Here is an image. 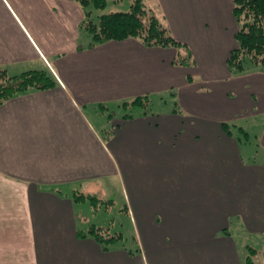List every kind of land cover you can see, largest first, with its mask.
I'll list each match as a JSON object with an SVG mask.
<instances>
[{"label":"crops","instance_id":"1","mask_svg":"<svg viewBox=\"0 0 264 264\" xmlns=\"http://www.w3.org/2000/svg\"><path fill=\"white\" fill-rule=\"evenodd\" d=\"M161 3L191 66L135 38L92 46L74 0H0V70L56 81L0 104V264H244L219 233L229 214L244 216L264 256V164L240 152L249 122L264 121V69L227 65L233 0ZM144 95L166 102L124 118L122 103ZM110 107L119 114L107 122ZM256 140L264 151V124ZM113 181L139 225L136 248H105L78 211L76 191L114 201Z\"/></svg>","mask_w":264,"mask_h":264},{"label":"trees","instance_id":"2","mask_svg":"<svg viewBox=\"0 0 264 264\" xmlns=\"http://www.w3.org/2000/svg\"><path fill=\"white\" fill-rule=\"evenodd\" d=\"M74 1L80 4L84 10L85 19L82 27L91 38L92 46L104 44L108 41L135 38L140 40L146 47L176 48L179 54L174 60L175 64L182 66L194 64L190 47L179 41L172 34L169 27L157 15L152 14L151 10L146 8L143 0H134L127 11L103 13L99 16L97 22L93 19L92 9H105L108 0ZM233 3V14L238 24L235 35L237 46L231 50L227 58V65L233 74L242 73L250 66H260L264 69V0H233ZM55 84V79L45 70H29L16 76H10L7 71L0 70V104L30 87L48 89ZM130 102L133 106L143 108V114H147L149 112L147 108L152 105L153 100L150 99L149 95H144L125 101L122 106L127 109ZM134 116L128 114L124 118L129 119ZM244 135L247 136L248 133L244 131ZM76 196H74L76 200L89 199L95 210L99 207L97 202L102 201L95 195ZM107 204L112 206L114 201L110 199ZM105 231H108V233H103ZM89 233L105 248L122 238L121 233L112 234L110 227L94 224L91 225ZM247 251L244 264H261L257 261L259 251L255 247L248 246Z\"/></svg>","mask_w":264,"mask_h":264},{"label":"rangeland","instance_id":"3","mask_svg":"<svg viewBox=\"0 0 264 264\" xmlns=\"http://www.w3.org/2000/svg\"><path fill=\"white\" fill-rule=\"evenodd\" d=\"M133 1L134 0H120V1L108 0V4L105 9L103 10L94 9V8L92 9L93 19L97 22L99 16L103 13L116 12V11H127L130 9ZM143 2L145 3L146 8L148 10H151L152 14L157 15L161 19V21H165V18L162 17L161 7L163 6L161 3V0H143ZM163 98L164 100L168 99L170 101L169 104L171 105L172 97L170 96V94L164 95ZM150 99L153 100V103L147 108L149 110H151L152 107L154 106L158 107L159 105H163L166 102L159 97H152V98L150 97ZM121 108L123 111H125V115H128V114L139 115L144 112L143 108L133 106L131 102L130 104L127 105V109H125L124 106L122 105H121ZM118 110L119 109L117 108L110 107V109L105 110L100 113L101 115L105 117V120L108 122V119L111 116H116V112L117 114H119ZM122 110L120 109V111ZM261 120L259 122L250 121L249 125L246 126L248 129V132L252 135L250 142L246 141L245 140L246 137L243 136L242 134L243 139H242V145H241L240 152L242 153L243 160L246 163L247 162L254 163L255 161V163L264 164V151L258 147L259 141L256 140V132L260 130L261 124H264V121L261 122ZM111 133L112 131L110 130L108 132L109 136ZM115 183L117 182L113 181V184L109 186V191H108L109 195L112 196L111 198L114 199V205L112 206L108 205L107 204L108 199L100 196L98 198L101 199L102 201H98L99 203L96 201L97 205L99 206L97 207L98 208L97 210H95L92 207L91 201L89 199H83L81 200L83 203L79 204L80 207L78 208V211L81 212V215H82L81 217L85 218V221L88 220V223H91V224L96 223L99 226L102 224L105 226H108L111 228L112 234L121 233L122 238L118 241L119 242L118 245L124 243L126 245L136 248V246L138 245L137 243H135V236L138 237L139 225L137 227L136 225L137 222L134 221V218L129 217V215H127V213L124 211V208H125L124 205L126 201L124 199V196H123V193H122V190L119 184H115ZM97 194L102 195V193H97ZM76 195H80L81 197V196H88L92 194L85 193L82 191H76L74 193V196ZM76 197H79V196H76ZM225 206L231 209L234 208L233 204L230 203L228 199L226 200ZM212 208L218 210V209L223 208V206L216 205ZM227 218H228V221L226 222L225 229L219 231V233H222V235L225 232H227V234H231L233 241H234V245H236L237 252L238 254L241 255L243 262H244V259L248 253L247 247L252 246V247L257 248L255 246L257 245V243L255 242V237L249 232V228L242 214L241 215L229 214ZM86 226L87 225H84L85 228ZM103 233L106 234L108 233V231H105ZM257 261L260 262L261 264L264 263V256L261 253L260 255H258Z\"/></svg>","mask_w":264,"mask_h":264}]
</instances>
